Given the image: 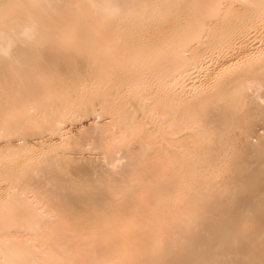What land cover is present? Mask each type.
Here are the masks:
<instances>
[{
	"label": "bare ground",
	"instance_id": "6f19581e",
	"mask_svg": "<svg viewBox=\"0 0 264 264\" xmlns=\"http://www.w3.org/2000/svg\"><path fill=\"white\" fill-rule=\"evenodd\" d=\"M0 264H264V0H0Z\"/></svg>",
	"mask_w": 264,
	"mask_h": 264
}]
</instances>
